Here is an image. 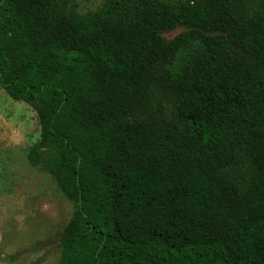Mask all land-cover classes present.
Instances as JSON below:
<instances>
[{
	"label": "trees",
	"instance_id": "16d2710c",
	"mask_svg": "<svg viewBox=\"0 0 264 264\" xmlns=\"http://www.w3.org/2000/svg\"><path fill=\"white\" fill-rule=\"evenodd\" d=\"M75 6L0 0V85L75 205L59 264H264V0Z\"/></svg>",
	"mask_w": 264,
	"mask_h": 264
},
{
	"label": "rangeland",
	"instance_id": "374dc122",
	"mask_svg": "<svg viewBox=\"0 0 264 264\" xmlns=\"http://www.w3.org/2000/svg\"><path fill=\"white\" fill-rule=\"evenodd\" d=\"M104 2L75 0V11L85 14ZM192 28L179 24L161 31V36L169 43ZM159 64L155 65L157 72ZM175 108V100L167 95L162 119L170 118ZM39 138L36 110L27 102L14 100L0 85V264H59L60 238L75 205L41 164H30L28 148Z\"/></svg>",
	"mask_w": 264,
	"mask_h": 264
}]
</instances>
